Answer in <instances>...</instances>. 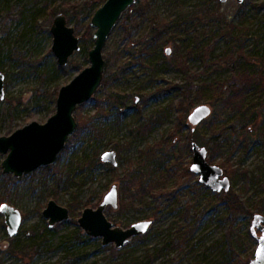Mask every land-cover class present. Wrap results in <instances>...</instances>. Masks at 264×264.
Returning <instances> with one entry per match:
<instances>
[{"label": "rangeland", "instance_id": "obj_1", "mask_svg": "<svg viewBox=\"0 0 264 264\" xmlns=\"http://www.w3.org/2000/svg\"><path fill=\"white\" fill-rule=\"evenodd\" d=\"M143 1L123 12L104 43L102 82L75 111L91 119L78 141L20 176L2 172L0 153V205L21 214L9 235L0 212V264H249L253 257L252 215H264V0H147L140 12ZM100 3L0 0V135L55 112L59 87L90 63L94 41L81 33ZM59 13L80 27L79 49L64 65L51 49ZM199 104L211 112L192 129L188 116ZM192 141L222 168L245 212L234 215L223 190L189 171ZM110 149L116 165L101 160ZM133 176L146 190L136 182L121 207V183ZM112 184L118 205L104 213L113 225L152 220L119 248L77 222ZM49 199L66 206L69 218L49 226L42 213Z\"/></svg>", "mask_w": 264, "mask_h": 264}, {"label": "water", "instance_id": "obj_2", "mask_svg": "<svg viewBox=\"0 0 264 264\" xmlns=\"http://www.w3.org/2000/svg\"><path fill=\"white\" fill-rule=\"evenodd\" d=\"M134 2L135 0H105L95 9L89 20L90 26L94 27L92 32L94 44L88 50L89 65L83 67L69 82L59 87L55 112L45 122L31 121L16 128L8 135H0V153L5 154L1 161L2 172L20 176L40 165L52 164L56 160L68 136L77 127L74 115L77 105L86 102L102 82L105 67L102 56L104 43L123 12ZM50 32L53 35L51 49L57 57L58 64H67L69 56L74 50L79 49V36L75 34L74 27L67 23V18L63 13L54 17ZM3 81L4 74L0 72V99L5 93ZM210 112L209 105H197L188 116V121L193 125L192 129ZM191 149L192 160L189 169L199 174V180L213 191H228L230 180L227 176H222L223 170L220 166L207 161L206 147L192 141ZM101 160L116 165V152L111 149L104 151L101 154ZM117 201V185L112 184L96 208L86 206L82 209L77 222L86 234L101 237L102 245L113 243L119 248L133 236L144 234L152 220H139L126 228L113 225L106 217L104 208L108 204L116 208ZM0 212L4 216L8 234L14 235L20 224V211L7 203H2ZM42 213L47 218L49 226L69 218V209L53 199L48 200ZM250 232L257 240V245L249 264H264L263 214L253 213Z\"/></svg>", "mask_w": 264, "mask_h": 264}, {"label": "trees", "instance_id": "obj_3", "mask_svg": "<svg viewBox=\"0 0 264 264\" xmlns=\"http://www.w3.org/2000/svg\"><path fill=\"white\" fill-rule=\"evenodd\" d=\"M105 0H101V3L100 5L104 2ZM149 5V1H143L140 3V6H141V9H140V12H143L147 6ZM99 6V5H98ZM96 6L93 10V12L95 11V9L98 7ZM64 9H61V11H63ZM74 31H75V34H78L79 31H80V27H75L74 28ZM92 27L90 26L89 24V21L87 22L86 24V27H85V30H84V33H81V36L82 37H85L87 36L88 38H90V36H92ZM242 77L246 80H250V77L247 76L246 74H243ZM106 80V79H105ZM187 86V85H186ZM173 87V86H172ZM174 88L176 89H180V86L179 85H174ZM181 93L183 94V98H186V95H187V90L185 88H182L181 89ZM113 100L116 102V103H121L120 99L116 96H113L112 97ZM77 107H81V105H77ZM179 109H180V105L178 106ZM103 114L106 116L107 113L106 112H103ZM75 119L77 121V127L76 129L74 130V132L72 134H70L68 136V139L66 141V144H65V149H67V147L73 142H77L78 140V136L80 135V133L87 127H90L91 126V119H88L84 116H82L80 114V112H76L75 113ZM95 131H96V134L98 136H101L103 134V129L102 128H95ZM189 171H191L189 169ZM225 173L226 174H229L230 173V170H229V167H226L225 168ZM136 182L141 185L140 186V190L142 191H145V187L144 185L141 184L140 180L137 179L135 176H133L131 179H129L128 181L124 182V183H121V186H120V206L123 207L126 205V200L124 199V195L123 193H127L128 190L130 189L131 186H134L136 184ZM138 189H136V192H139ZM221 201L222 202H225L228 207L230 208V210L234 213V215H237L239 213H243L245 212V209H244V202L242 200L239 199L238 195L236 194H233L232 191H228V192H223L221 193ZM247 212V211H246ZM139 237V236H138ZM248 264V263H246Z\"/></svg>", "mask_w": 264, "mask_h": 264}, {"label": "flooded vegetation", "instance_id": "obj_4", "mask_svg": "<svg viewBox=\"0 0 264 264\" xmlns=\"http://www.w3.org/2000/svg\"><path fill=\"white\" fill-rule=\"evenodd\" d=\"M259 232V231H258Z\"/></svg>", "mask_w": 264, "mask_h": 264}]
</instances>
